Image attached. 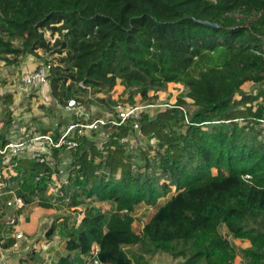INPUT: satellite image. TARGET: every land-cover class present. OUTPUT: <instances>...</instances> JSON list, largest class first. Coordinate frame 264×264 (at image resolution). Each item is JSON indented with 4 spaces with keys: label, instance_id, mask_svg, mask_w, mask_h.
<instances>
[{
    "label": "trees",
    "instance_id": "1",
    "mask_svg": "<svg viewBox=\"0 0 264 264\" xmlns=\"http://www.w3.org/2000/svg\"><path fill=\"white\" fill-rule=\"evenodd\" d=\"M47 31L58 36L51 42ZM38 49L57 56L48 77L60 105L73 97L113 114L117 103L150 99L170 82L185 89L171 107L141 110L138 130L130 121L104 125L59 148L70 170L55 195L47 189L59 173L58 148L52 162L8 161L13 173L1 175L0 193L16 184L25 204L31 196L83 208L77 225L64 224L66 253L54 264H81L92 245L107 264H149L145 255L156 252L177 264H264V128L247 125L264 116V105H252L259 92L241 90L264 82V0H0V59L18 63ZM117 80L128 93L113 99ZM132 137L145 145L132 146ZM140 205L152 212L138 231ZM3 232L0 223L1 249L15 242ZM232 239L250 242L240 263Z\"/></svg>",
    "mask_w": 264,
    "mask_h": 264
},
{
    "label": "crops",
    "instance_id": "2",
    "mask_svg": "<svg viewBox=\"0 0 264 264\" xmlns=\"http://www.w3.org/2000/svg\"><path fill=\"white\" fill-rule=\"evenodd\" d=\"M3 63L5 64L4 61H2V63L0 62V65H3ZM34 65H35V61H34L33 57L27 55V56H24L23 58H21V60L18 61V63L9 64L6 66L9 69V71H11L13 69L12 72H14V73H11V75L5 76L6 80H7L6 85L13 87L12 95L14 97H16L17 94L19 96L23 93L22 98L20 99V101H21L20 103H22V105H20L18 107L16 106L14 108L11 107V110H12V112L10 114L11 122L8 125V128L10 129V125L14 121L17 123H21L22 126H24L25 129H28V131H30L31 133H34V132H38V133L51 132L53 137L57 138L60 135L62 129L65 127L66 123L72 119V115H71V113H69L68 111L66 112L63 109V105H60L59 103H57L53 99L52 93L49 90V88L47 89V92H46L49 103L45 104V101H42V104H40V105H43V106H41V108L48 107V108H46V110L48 112H50L51 117H53L52 116L53 111L55 113L57 112V114H56L57 119L53 118L55 120V122L51 118V126L50 125L46 126L45 124H43L41 122L38 123L39 127L40 126H42V128L43 127H49L47 129V131L41 132L42 130L37 131L38 129H36V126L33 128H32V126H28V121L25 120V119L30 120V117H32V120H35L34 119V117H35L34 113L28 114V116H26L27 118H25V115H27L25 113V110L29 104L39 105V103H41V102H34V99L36 97L38 100L43 98V92L45 93V90L43 87L40 90H38L36 93L35 90L30 92V91H28L27 88L25 91L18 84L20 75L23 72H25L29 69H32L34 67ZM0 77H1V74H0ZM0 80H1V78H0ZM6 85H4V86H6ZM120 86L122 88L116 90V93H118V94L115 95V97L113 96V99H118L121 96H122V98H124L127 96L126 95L127 93H124L125 92L124 86L121 84H120ZM241 90L247 94H252V95H255L259 92L260 95H258L257 99L253 102L252 105L254 108H256V104H258V103H261L264 105V88L262 87V84L260 85L259 83H254L252 81H246L241 85ZM40 91H41V93H40ZM237 96L239 98V95H237ZM44 97H46V96L44 95ZM140 99H141V96H139V100ZM134 100L136 101V97H134ZM14 103H15V101H14ZM92 107L93 106H91V108ZM98 109H100V108H98ZM100 111L103 112L105 110L100 109ZM13 112L16 113V115H14V114L12 115ZM29 112H33V111L30 110ZM103 114H104V116L102 115V116H95V117H105V116H108L110 113L109 112L108 113L103 112ZM19 117H23L22 120H20ZM53 124H56V126L54 127ZM22 126L20 129H22ZM56 127H58V134L57 135H55ZM8 140H9V135H8ZM54 150H57V149H54ZM58 151H59L58 156L61 155V159H60L59 164H62L63 163L62 157L64 156V153H63L64 151L59 149V148H58ZM25 158H27V157H25ZM52 158H53L52 160L56 159L55 157H52ZM2 164H4V166L2 167V169L0 171V177H1V175H8V173H9L8 170L13 173L12 168L6 167V166H8L7 165L8 163L2 162ZM63 164H65V163H63ZM60 167H61V170H60ZM4 169L7 171H5V173H2V171ZM62 170H63L62 165H59V173L57 174V176H56V174H55V176L53 175L55 181L52 184L48 185L47 195L52 194V193L55 195L62 189V187H64V189L66 188L65 184H67V183L65 182L66 181L65 175L68 174L67 172H68V170H70L67 163H66V172L62 173L61 172ZM62 175H64L63 179L61 178ZM10 187H11V185H10ZM9 192H12V190H10ZM0 195H2V198H3V199H1L0 203L2 205H4L6 203V201L11 199L14 195H16V193L12 192L10 194L7 192L6 194H3V192H1ZM48 199L50 200V198H48ZM58 203H60V205H64L63 202H61V201H59ZM101 204H103V203H101ZM6 205H7V203H6ZM26 205H27V203L22 208H24ZM70 208H74L75 211H81L82 210L81 211L82 214L81 215L79 214L78 218L75 217L76 222L74 224L77 225L78 222L80 221V219L83 217V208L81 210L78 209V207H70ZM79 208H81V207L79 206ZM151 212H152V208L145 206V205L139 206V208L137 209L136 214H135L136 220L134 222V225L138 231H140L143 224L148 220V216L150 215ZM37 213L38 212H36V211L30 212V209L25 210V208H24V210H20L18 213L17 224L15 226L12 225V226L16 227V229H20L21 235H23L22 233L28 234L29 239L26 242H23L22 244L21 243L19 244V240H16V239H18V238H16V234L14 235L12 233L7 232V228H10L9 222L5 221L6 223L3 222L4 224L2 222H0L4 226L3 235L4 236L6 235L7 237H10V238H14V236H15V238H16V239L14 238L15 242L9 248H5L2 250L0 248V256L2 258L3 264H54L60 255H64L66 253V250L64 249V241L66 238L64 236V234H65L64 224L67 223V225H69L71 223L65 219H64L65 222H61V221H64V220H62V218H58V219L55 218V220L53 219L50 223L48 230L45 233L47 236L46 240L50 241V243L48 244L46 241V244L44 245V247L50 246L51 250H38L43 246L33 244V241H35V236H36V235H33L35 230L31 231L32 225H29L30 223L34 224V223L39 222V219H38L39 213L38 214ZM137 213L140 214L138 217H137V215H138ZM139 218H141V221H142V223L140 225L137 224V219H139ZM45 221H46V219H43L40 221V223L43 224ZM53 223L56 224V227L49 234L50 227ZM136 225H138V226H136ZM54 238H56V239L58 238L60 241V245H58V248H57V246L55 247V245H56L55 241L56 240H54ZM238 240H239V243L237 242V239H232V243L237 244L243 248H247L250 246V242L248 240H243V239H238ZM30 249H32V250H30ZM97 251H98V247L96 245H92L89 253L86 256H83V255L81 256V264H95L92 262V260H97L98 261L97 264H107V263H102L99 261V259L97 258ZM237 257H238V260H236ZM145 258L147 259L149 264H160L158 262L159 258H162L165 261L170 260V261L174 262V264H177L178 261L180 260L179 258L174 259L169 254L164 253V252H156V253L151 254V255H145ZM241 259H242V257L239 254L235 258L236 262L241 261Z\"/></svg>",
    "mask_w": 264,
    "mask_h": 264
},
{
    "label": "rangeland",
    "instance_id": "3",
    "mask_svg": "<svg viewBox=\"0 0 264 264\" xmlns=\"http://www.w3.org/2000/svg\"><path fill=\"white\" fill-rule=\"evenodd\" d=\"M45 36L47 38L50 37V40L52 42L58 36V33L55 32L53 35H50V33L47 31V32H45ZM29 56L33 57L35 64H36V63L40 62L39 60L42 58V56H45V54L43 55L42 50L38 49L36 54H29ZM21 58H23V57H21ZM21 58L19 59V61L21 60ZM49 58H50V61L52 62L51 58L56 59L57 56H56V54H53V55L50 54ZM2 61L3 60L0 59L1 63H2ZM56 61H57V59H56ZM7 65H9V64L3 63V65H0V74H1V77H0L1 78V80H0V127L6 122L7 116H5V115L7 113V110H9L11 113L12 112L11 107L14 108L16 106L18 107V106L22 105V103H20L21 102L20 99L22 98L23 93L21 92L22 93L21 95L18 96V94H17L16 97H14L12 95L13 87L6 85L7 80H6L5 76L11 75V73H14V72H12L13 69L11 71H9V69L6 67ZM4 85H6V86H4ZM121 88L122 87L120 86L119 80H117V83L114 86V91L112 92V95L115 97V95L118 94V93H116V90L121 89ZM125 93H128V92L125 90ZM44 95L46 97L43 96V98H41L39 100L37 99V97L34 99V102H41V103H39V105L29 104L25 110V113L27 114V115H25V118H27L26 116H28V114H30V113L35 114V117H34L35 120H32V117H30V120H28V119H25V120L28 121V126H32V128L36 126V129H38L37 131L42 130L41 129L42 126L39 127L38 123L41 122V123L45 124L46 126L47 125L51 126V118L57 119V117H56L57 112L55 113L53 111L52 112L53 117H51L50 112H48L46 110V108H48V107L41 108V106H43V105H40V104H42V101H45V104L49 103L47 94L44 93ZM152 95H154V97ZM184 95H185V89H184L182 84L170 82L167 84V87L164 91H158L157 93L149 91L148 96L151 97L150 99H140L139 100L140 94H136L135 95L136 101L134 100L135 103H130L131 101L128 100L127 102L126 101L122 102L121 105H125V106H127V105H146L147 103H151L152 107L146 108V109H148L150 114H154L157 110L164 109L166 104H170V105L174 104L179 97H184ZM6 96H11V98H12L11 101L8 103L4 102ZM235 98L238 99V96L235 95ZM186 100L188 103L191 102V100L188 98H186ZM14 101H15V103H14ZM109 109L110 108L108 106L103 107V110H105L104 112H106V113L110 112ZM30 110H32L33 112H29ZM90 111L93 114L92 116L95 117L96 116L95 114H97V112L100 111V109H98V107H96V106H93L92 108H90ZM13 114L16 115V113H14V112L12 113V115ZM19 118H20V120H22L23 117H19ZM54 119H53V121L55 122ZM21 126H22L21 123H17V122L13 121V123H11V125H10V130H13V131L23 130L22 133H28L29 134L28 129H25L24 126H22V129H20ZM53 126L55 127L56 124H53ZM41 132H43V131H41ZM22 133H21V131L19 133H15L16 137H19V134H21V136L23 137L24 135ZM96 133H95V135H96ZM105 137H106L105 134L99 133V134H97V137L95 140L100 142L101 140H104ZM133 138L134 137H132L131 139H133ZM153 142L154 141H152V143ZM138 145L139 146L145 145L144 138L141 137V138H138L136 140H134V139L132 140V146L135 147ZM133 158H134V163H135V161L138 160L140 157H133ZM66 162H67V160L65 159L63 162L65 164H63V163L59 164V165H62V169H63L61 171L62 173L66 172ZM59 165H58V167H59ZM60 170H61V167H60ZM5 171H7V170L4 169L2 171V173H5ZM213 172H215V169H213ZM66 176L67 175H65V179H67ZM63 177H64V175L61 176L62 179H63ZM11 190L13 191V193H17V185L13 184V188H11ZM3 194H6V193H3ZM27 198L29 199V202L24 207L25 210L30 209V212L36 211L39 213V215H38L39 222L34 223V224H32V223L29 224V225H32L31 231L35 230L33 235H36V236H35V241H33V244L43 246L38 250H51L50 246L44 247V245L46 244V241L48 244L50 243V241L46 240L47 236L45 233L48 230L50 223L53 219L55 220V218H57V219L62 218V220L65 219V220H68V222H70V223H75L76 222L75 217L78 218L79 214L80 215L82 214V212H81L82 207L81 208L78 207V209H80L81 211H75L74 208L66 207L64 203H63L64 205H60V203H58L59 201L55 202L52 199L49 200L48 198H32L31 196H27ZM1 199H3L2 195H0V202H1ZM110 206L111 205L109 203L101 204V207L103 208L104 211H109ZM24 208L16 209V208H13V207L8 206V205H2L0 203V222H2V223L3 222L4 223L9 222L10 228H7V232L12 233L14 235L21 232L20 229H16V227H14V226L18 222L17 216H18L19 211L24 210ZM139 215L140 214H138L137 217ZM43 219H46V221L43 224H41L40 221ZM65 220L61 221V222H65ZM141 223H142L141 218L137 219V224L140 225ZM12 225H14V226H12ZM136 226H138V225H136ZM22 234L23 235L21 236V238H18V239H16L14 236V238L16 240H19V244L20 243L22 244L23 242H26L29 239V236L27 233L26 234L22 233ZM54 240H56L55 241L56 242L55 247L57 246V248H58V245H60V241L58 238L57 239L54 238ZM237 242L239 243L238 239H237ZM234 246L236 247L237 252L240 255V253H241L240 249H243V247H241L237 244H234ZM30 250H32V249H30ZM236 260H238V257ZM158 262L160 264H174V262H172L170 260L165 261L162 258H159ZM239 262L240 261H238L237 263H239Z\"/></svg>",
    "mask_w": 264,
    "mask_h": 264
},
{
    "label": "built area",
    "instance_id": "4",
    "mask_svg": "<svg viewBox=\"0 0 264 264\" xmlns=\"http://www.w3.org/2000/svg\"><path fill=\"white\" fill-rule=\"evenodd\" d=\"M43 54V53H42ZM44 55V54H43ZM40 62L36 63L32 69L23 72L19 77V86L26 91H34L37 93L42 87L47 92V89L51 91L49 73L53 66V61H50L49 57L41 58ZM25 87V88H24ZM264 88V82L262 83ZM41 93V91H40ZM44 96V92H43ZM171 107L172 105L166 104ZM115 112L109 114L107 117H93L92 112L85 109V107L76 99L71 97L63 105V109L72 115V119L69 120L65 127L62 129L60 135L54 138L51 132L38 133H22L23 130L13 131L9 129V140L4 144H0V157L3 162L8 163L11 157H27L35 159L37 161L52 162L51 152L53 149L66 147L74 148L77 146L76 136L94 134L98 132L102 126L107 125L108 128L119 126L127 121H130L133 129L138 130V119L141 115V110L152 107L151 103L146 105H121L117 103L115 106ZM179 108L185 113L184 107ZM242 122V119H239ZM244 123V122H242ZM248 126L258 125L264 128V116L262 118H256L247 122ZM21 133L16 137L15 133ZM96 138V137H95ZM134 140L138 138H133ZM131 139V142L132 140ZM101 141L99 142V146ZM67 160V159H66ZM69 161V160H67ZM64 162V161H63ZM67 163V162H66ZM245 178H249V175H244ZM7 205L16 209H20L25 205V201L22 197L14 195L7 201ZM21 234H16V238H21ZM97 264V260H92ZM241 262V261H240ZM239 262V263H240ZM0 264H3L0 256ZM244 264V263H240Z\"/></svg>",
    "mask_w": 264,
    "mask_h": 264
},
{
    "label": "water",
    "instance_id": "5",
    "mask_svg": "<svg viewBox=\"0 0 264 264\" xmlns=\"http://www.w3.org/2000/svg\"><path fill=\"white\" fill-rule=\"evenodd\" d=\"M201 23H203L205 25H209V26H217V24L211 23L209 21H201Z\"/></svg>",
    "mask_w": 264,
    "mask_h": 264
}]
</instances>
